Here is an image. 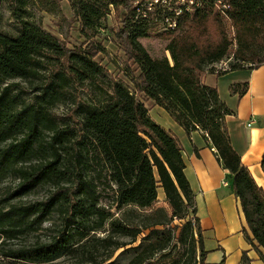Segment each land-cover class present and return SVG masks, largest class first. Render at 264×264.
Masks as SVG:
<instances>
[{"label":"trees","instance_id":"obj_1","mask_svg":"<svg viewBox=\"0 0 264 264\" xmlns=\"http://www.w3.org/2000/svg\"><path fill=\"white\" fill-rule=\"evenodd\" d=\"M68 1L83 37L102 28L110 8L121 9L116 39L138 74L130 77L131 88L105 81L94 61L99 47L88 42L72 50L44 31L33 12H53L52 0H0L19 26L14 37L0 33V187L14 183L0 199V258L7 264H52L62 257L72 264H206L181 145L150 118V103L187 135L205 136L231 179L246 225L242 235L264 262V190L232 148L225 118L233 111L202 81L205 74L264 65V0H235L225 16L212 9L185 14L168 32L132 23L131 0ZM153 34L167 41L169 58H152L140 44ZM228 60L227 70L214 72ZM14 81L33 83L31 100L15 93ZM70 88L92 89L95 99L78 103L76 121L62 124L52 109L70 97ZM246 90L247 83L231 87L238 98ZM101 185L111 193L107 208L99 203ZM39 189L48 190L42 200L14 202ZM159 190L170 213L128 210L104 237L89 238L104 228L112 208L150 209ZM47 222L49 236L28 241ZM249 262L243 252L240 264Z\"/></svg>","mask_w":264,"mask_h":264},{"label":"crops","instance_id":"obj_2","mask_svg":"<svg viewBox=\"0 0 264 264\" xmlns=\"http://www.w3.org/2000/svg\"><path fill=\"white\" fill-rule=\"evenodd\" d=\"M234 73L239 75L227 83V99L222 101L234 113L225 118V126L232 148L239 154L241 163L248 169L255 183L264 190V172L260 168L264 155V125L259 124V120L264 118V65L253 71L243 69L220 76L205 74L202 81L206 85V79L210 77L212 84L206 86L215 88L214 80L217 83ZM243 83H247V90L244 96L238 98L231 93V87ZM149 116L171 132L181 145L184 175L194 195L203 248L207 252L205 263L220 264L224 261V264H240L242 253L245 252L249 264H264L242 235L246 225L239 202L232 192L231 179L221 167L215 150L209 146L205 136L201 132L187 135L158 107L150 106ZM238 125H242V132ZM159 197L163 198L160 190Z\"/></svg>","mask_w":264,"mask_h":264},{"label":"rangeland","instance_id":"obj_3","mask_svg":"<svg viewBox=\"0 0 264 264\" xmlns=\"http://www.w3.org/2000/svg\"><path fill=\"white\" fill-rule=\"evenodd\" d=\"M117 1V0H115ZM54 3V11L53 12H41L38 10H34V18L33 21L38 24L44 31L49 34L57 37L60 41H63L69 49H84L86 44L94 43L97 47L100 48V53L94 59V61L99 64L104 69L105 81L116 79L123 83H125L128 87H132L130 83V77L136 76L138 71L136 66L132 64V62L127 61L124 53L122 52L119 42L117 41L116 31L117 26L121 19H123V13L121 9L115 10L114 8H110L109 15L105 19L104 23H102V28L99 29L96 33H89L87 37H83L80 33L79 22L74 17V13L70 7V3L68 0H52ZM19 31V26L11 20L8 11L5 6L0 7V33L14 37L17 35ZM227 31L229 33V37L232 38V31L227 26ZM86 41V42H85ZM140 44L144 47L147 53L152 58H169L168 52H166L167 41L161 38L160 36H156L153 34L151 37L143 38L139 40ZM222 61L218 64H215L214 72H222L223 70H227L229 68V62ZM239 74L234 73L230 76H227L225 79L218 80L216 83L214 80V86L218 91V95L221 101H225L226 97V86L227 83L233 78L238 77ZM206 85H211L212 80L209 78L206 79ZM16 84V92L17 95L23 101L31 100L34 95V85L33 83L14 81ZM91 89V88H90ZM92 90V89H91ZM86 91L83 89H69L70 97L66 99L64 103L57 104L52 109V115L62 124H71V121H76L73 117V110L77 106L78 103H91L90 101L94 98L95 95L92 91ZM73 103H75L73 105ZM146 107L149 109L151 104L146 103ZM259 124L264 125V118L259 120ZM256 125H254L255 127ZM233 126H231V130ZM240 132H242V125H238ZM14 183L11 180H7L0 187V199L7 193L9 188H12ZM99 191L101 193L100 196V206L109 207L110 196L111 193L107 190L105 185L99 186ZM48 193L47 189H39L36 192L30 194L27 197L16 199L15 203H29L37 200H42ZM162 207L166 209L170 213V209L168 205L164 201V197L157 198V201L153 204L150 209L140 210L133 206L124 207L122 210L117 211L114 208L111 210V218L106 222L104 228L101 231H97L92 233L89 238L92 237H104V235L109 230V225L112 220L118 219L121 217L122 213L128 210H136L139 213L148 214L152 212L154 209ZM53 222V219L50 220ZM50 222L45 223L42 228L35 234L31 235L28 239L30 242H34L36 240H44L49 236L50 230L49 225ZM17 243H12V245ZM82 243L75 245L74 248L81 245ZM0 263L7 264V261H3L0 258ZM72 264L70 261L65 260V257H62L52 264ZM51 264V263H50Z\"/></svg>","mask_w":264,"mask_h":264},{"label":"built area","instance_id":"obj_4","mask_svg":"<svg viewBox=\"0 0 264 264\" xmlns=\"http://www.w3.org/2000/svg\"><path fill=\"white\" fill-rule=\"evenodd\" d=\"M235 0H131L132 23L162 27L174 31L184 17H178V8H186V16L212 9L225 16ZM195 2H202V10H195Z\"/></svg>","mask_w":264,"mask_h":264},{"label":"bare ground","instance_id":"obj_5","mask_svg":"<svg viewBox=\"0 0 264 264\" xmlns=\"http://www.w3.org/2000/svg\"><path fill=\"white\" fill-rule=\"evenodd\" d=\"M195 10H202V2H195ZM186 14V8H178V17Z\"/></svg>","mask_w":264,"mask_h":264}]
</instances>
